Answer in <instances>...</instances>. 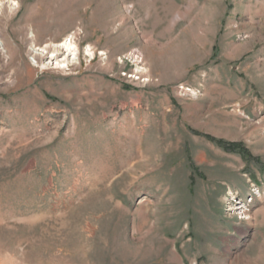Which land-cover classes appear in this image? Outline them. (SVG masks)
<instances>
[{"label":"rangeland","instance_id":"rangeland-1","mask_svg":"<svg viewBox=\"0 0 264 264\" xmlns=\"http://www.w3.org/2000/svg\"><path fill=\"white\" fill-rule=\"evenodd\" d=\"M13 1L0 264H264V0Z\"/></svg>","mask_w":264,"mask_h":264},{"label":"bare ground","instance_id":"bare-ground-1","mask_svg":"<svg viewBox=\"0 0 264 264\" xmlns=\"http://www.w3.org/2000/svg\"><path fill=\"white\" fill-rule=\"evenodd\" d=\"M17 8L18 4L13 0H0V14L6 9L14 13ZM30 40L29 56L36 66L64 68L78 64L79 50L73 43L66 41L62 44H47L40 47L35 44L34 34H31ZM4 46V42L0 39V50H4Z\"/></svg>","mask_w":264,"mask_h":264},{"label":"trees","instance_id":"trees-1","mask_svg":"<svg viewBox=\"0 0 264 264\" xmlns=\"http://www.w3.org/2000/svg\"><path fill=\"white\" fill-rule=\"evenodd\" d=\"M218 143L223 145L229 151H235L236 152V151H238L237 149L240 148V145H238V144H225V143L220 142V141ZM242 152H244V150Z\"/></svg>","mask_w":264,"mask_h":264},{"label":"built area","instance_id":"built-area-1","mask_svg":"<svg viewBox=\"0 0 264 264\" xmlns=\"http://www.w3.org/2000/svg\"><path fill=\"white\" fill-rule=\"evenodd\" d=\"M130 56H131L133 59H136V58H138L139 54H138L136 51H134L133 53L130 54ZM131 57H129V58H131Z\"/></svg>","mask_w":264,"mask_h":264}]
</instances>
